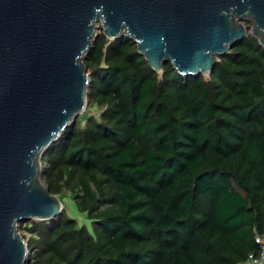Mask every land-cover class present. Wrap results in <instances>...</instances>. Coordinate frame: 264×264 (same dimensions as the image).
Wrapping results in <instances>:
<instances>
[{"label":"trees","instance_id":"trees-1","mask_svg":"<svg viewBox=\"0 0 264 264\" xmlns=\"http://www.w3.org/2000/svg\"><path fill=\"white\" fill-rule=\"evenodd\" d=\"M234 48L209 79L185 78L170 63L155 72L125 36H100L90 99L105 107L87 129L68 128L45 152L46 178L55 164L105 176L115 189L108 202L119 212L97 231L112 255L96 256L85 232L76 235V255L61 252L74 227L63 216L57 227L33 225L48 237L44 257L60 264H246L258 253L264 48L251 35Z\"/></svg>","mask_w":264,"mask_h":264},{"label":"water","instance_id":"water-1","mask_svg":"<svg viewBox=\"0 0 264 264\" xmlns=\"http://www.w3.org/2000/svg\"><path fill=\"white\" fill-rule=\"evenodd\" d=\"M99 22L155 72L170 63L185 78L210 75L250 35L264 48V0H0V264L28 261L19 223L62 212L41 158L90 101Z\"/></svg>","mask_w":264,"mask_h":264},{"label":"rangeland","instance_id":"rangeland-1","mask_svg":"<svg viewBox=\"0 0 264 264\" xmlns=\"http://www.w3.org/2000/svg\"><path fill=\"white\" fill-rule=\"evenodd\" d=\"M245 25L251 26V23L245 21ZM98 26L100 29L97 30V40L100 39V36L103 34L102 22H99ZM233 49L231 51H233ZM238 50H240V48H238ZM91 53L84 61L90 77L92 73V66L90 63ZM220 60L221 57H219V61ZM162 72L163 70L159 73L161 74ZM210 76L211 75L208 74L204 75L206 79H209ZM104 107L105 105L92 102L90 99L73 128L79 130L87 129L89 120L99 119ZM49 159L48 154L44 153L41 158V165L43 167H48L50 163ZM56 165L57 164L52 165L49 179L48 177L46 178L47 175L49 176V174H47L43 182L50 193L59 199L62 212L53 219L29 220L18 224V231L28 244L29 255L26 264H60L58 260L43 256V250H47L46 243L48 237L42 236L32 229L34 228V223L47 224L51 228L57 227L61 223L63 216L67 217L74 227L67 231V237H70L71 240H67L61 244V252L65 255H67V253L76 255L80 250L82 241V239L76 237V235L85 232L91 237L90 248H92L96 256H111V252L102 244L100 236H98L97 225L98 222L107 215L118 214L119 210L117 206L108 202V200L114 196L115 189L108 180H106L105 176L99 173H86L79 169ZM56 222L58 224H56Z\"/></svg>","mask_w":264,"mask_h":264},{"label":"built area","instance_id":"built-area-1","mask_svg":"<svg viewBox=\"0 0 264 264\" xmlns=\"http://www.w3.org/2000/svg\"><path fill=\"white\" fill-rule=\"evenodd\" d=\"M254 239H255V242L259 246V251L257 254L250 253L248 255L246 264H263V261H264V233L263 234L256 233Z\"/></svg>","mask_w":264,"mask_h":264},{"label":"bare ground","instance_id":"bare-ground-1","mask_svg":"<svg viewBox=\"0 0 264 264\" xmlns=\"http://www.w3.org/2000/svg\"><path fill=\"white\" fill-rule=\"evenodd\" d=\"M99 30V29H98Z\"/></svg>","mask_w":264,"mask_h":264}]
</instances>
